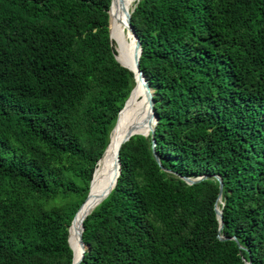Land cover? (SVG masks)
Wrapping results in <instances>:
<instances>
[{
    "label": "trees",
    "instance_id": "trees-1",
    "mask_svg": "<svg viewBox=\"0 0 264 264\" xmlns=\"http://www.w3.org/2000/svg\"><path fill=\"white\" fill-rule=\"evenodd\" d=\"M111 1L0 0V264L73 263L69 226L135 85ZM131 24L158 125L121 147L80 264H264V0H140ZM217 175L238 243L218 238Z\"/></svg>",
    "mask_w": 264,
    "mask_h": 264
},
{
    "label": "water",
    "instance_id": "water-1",
    "mask_svg": "<svg viewBox=\"0 0 264 264\" xmlns=\"http://www.w3.org/2000/svg\"><path fill=\"white\" fill-rule=\"evenodd\" d=\"M114 1L115 0L111 1V5H110L109 11H108V14H109V35H110L111 40L113 38L112 37V25L114 23L113 19L115 17L114 12H113ZM139 1L140 0H137L136 3L133 5V7L130 10L124 4L121 7L122 8L121 9V24L124 26L127 35H131L133 37V40H131V43H129L131 45L130 46V53H132V61H133L132 66L130 68L125 67L118 60L117 54L115 55V59L118 61V63L133 73L135 85H134L133 89L131 90L128 99L126 100L124 107L120 110V112L118 114L116 124L110 133L109 144L107 145L101 159L98 161V163L94 169L92 180L90 183L89 193H88L85 201L82 203V205L80 206V208L76 212V214H75V216L71 222V225L69 226V229H68L69 239H68V241H69V245H70L72 251H73V248H72L71 243H70V231L73 228V224H74L75 220H77L79 215L84 214V217L82 219L83 220L82 222L84 223L85 219L90 214H92V212L95 210V208H97L106 198H108L110 193L114 190V188L117 185L118 178L121 174V159H120L121 147L125 143H127L133 136H136V135H143L146 137L151 135L154 138L156 128L158 125V116L155 113V109H154V107H155V100H154L155 91L151 87L147 77L145 76L144 72L140 68V58H141L142 51H143L142 43H141L139 37L137 36V34L135 33V30L131 24L132 13L135 11V8H136L137 4L139 3ZM133 46H134V48H133ZM131 47H132V49H131ZM115 50H116V48H115ZM116 52H117V50H116ZM139 88H141L143 90V92L145 93L144 104H143L142 108L144 109V112L146 113L145 123L147 125L148 130L146 133H141V132H137L136 130H131L130 132H128L125 136H123L121 138V141L118 145V149L116 151L115 159L111 160V162L109 164L110 165L109 170L107 169L104 172V174L107 173L106 174V184L102 188V187H100V183H101L102 178H103L101 175L102 173L101 174L97 173V171L99 170V165H100L101 161L103 160V158L105 157V155L107 154V152L111 146L113 134L120 124L122 115L125 112H127L128 110H130L132 102H133L132 99H133L134 95L136 94V91ZM153 153H154L156 161L162 167L160 157L156 152V141H155V139H153ZM163 169L166 170L165 168H163ZM166 171H169V170H166ZM209 177H210L209 175H204V176L197 177V178L182 177L181 176V178L186 183H188L189 185H195L201 181L208 179ZM215 178L218 180L219 187H220V193H219L216 205H215V211H216L217 219H218L219 225H220L218 238L221 241L233 240V241H236L238 243V239L236 237H227L222 233L224 226H225V222H224L223 211L220 208V204H222V205L224 204L222 201L224 183H223V179L221 176L217 175V176H215ZM83 223H82V229L79 232V239H80V243L82 246L81 256L77 261H75L74 260V251H73V263L72 264H80L82 262V260L84 259L86 247H85V243L83 241V231H84ZM243 260H244L245 264H252L251 260L247 261L244 258H243Z\"/></svg>",
    "mask_w": 264,
    "mask_h": 264
},
{
    "label": "bare ground",
    "instance_id": "bare-ground-1",
    "mask_svg": "<svg viewBox=\"0 0 264 264\" xmlns=\"http://www.w3.org/2000/svg\"><path fill=\"white\" fill-rule=\"evenodd\" d=\"M137 0H115L113 6L114 12V23L112 25V41L115 44V48L117 50V58L127 68L132 66V53H130V44L133 37L131 35H127L124 26L121 24V7L124 4L129 8V10L133 7L134 3ZM134 48V46H133ZM132 49V47H131ZM140 90L134 95L132 99V105L130 110L125 112L122 117L120 124L112 137L111 146L101 161L99 165V170L97 171L98 174L102 175V181L100 183V187H104L106 184V174L104 172L110 168L111 160L115 159L116 151L118 149V145L121 141V138L125 136L131 130H136L137 132L146 133L147 132V125L145 123L146 113L144 112L143 104H144V97L145 93L141 88ZM143 97V98H142ZM142 98V99H141ZM141 99V101H140ZM84 214L78 216L77 220H75L73 224V228L70 231V243L74 251V260L77 261L82 252V246L79 239V232L82 229V219Z\"/></svg>",
    "mask_w": 264,
    "mask_h": 264
},
{
    "label": "rangeland",
    "instance_id": "rangeland-1",
    "mask_svg": "<svg viewBox=\"0 0 264 264\" xmlns=\"http://www.w3.org/2000/svg\"><path fill=\"white\" fill-rule=\"evenodd\" d=\"M139 90H140V89H138L137 92H138ZM142 98H143V97H142ZM142 98H141V99H142ZM141 99H140V101H141Z\"/></svg>",
    "mask_w": 264,
    "mask_h": 264
}]
</instances>
